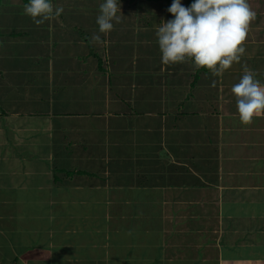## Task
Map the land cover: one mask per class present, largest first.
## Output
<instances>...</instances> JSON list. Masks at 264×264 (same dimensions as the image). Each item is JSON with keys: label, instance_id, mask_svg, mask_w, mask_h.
I'll return each instance as SVG.
<instances>
[{"label": "crops", "instance_id": "crops-1", "mask_svg": "<svg viewBox=\"0 0 264 264\" xmlns=\"http://www.w3.org/2000/svg\"><path fill=\"white\" fill-rule=\"evenodd\" d=\"M89 6L78 39L58 18L45 39L29 34L46 33L39 24L0 30L47 58L22 93L9 95L13 73L0 81V264H264V116L242 124L231 93L245 69L264 83V24L235 69L213 75L160 55L137 65L147 20L132 26L127 71L107 34L91 51Z\"/></svg>", "mask_w": 264, "mask_h": 264}, {"label": "clouds", "instance_id": "clouds-1", "mask_svg": "<svg viewBox=\"0 0 264 264\" xmlns=\"http://www.w3.org/2000/svg\"><path fill=\"white\" fill-rule=\"evenodd\" d=\"M167 11L172 19L161 21L156 29V43L161 63L173 65L191 61L196 69L213 75L239 62L246 53V40L256 12L248 0H192L185 7L182 0H172ZM64 8L53 0H28L24 13L37 24L63 14ZM121 0H103L96 16L94 44L103 43L102 34L114 30L122 22ZM239 120L248 125L264 116V83L256 73L245 69L231 87Z\"/></svg>", "mask_w": 264, "mask_h": 264}, {"label": "rangeland", "instance_id": "rangeland-1", "mask_svg": "<svg viewBox=\"0 0 264 264\" xmlns=\"http://www.w3.org/2000/svg\"><path fill=\"white\" fill-rule=\"evenodd\" d=\"M2 1H1V4H2ZM6 1H9V2H6ZM143 1H145V0H143ZM263 1L261 0L260 3H258V0H248L250 7L257 14L256 19L252 22V24H255L254 29L256 31L254 33H256V34H257V31L260 30L264 26L263 25L264 23L262 22V20L264 21V2ZM53 2H54V4H56L58 6H61L62 3L66 4L63 14L59 17H56V18H58L59 23H60L57 25V26H59L58 29L60 31H62L63 37H68V38H75L76 37L78 39L79 36H81L83 34L80 30H87L88 31L87 28H89V26H90L89 22L91 19L89 17V13L83 11L86 9V5L88 3V0H53ZM102 2H103V0H95V1L90 0L91 6H94L95 4L100 5V3H102ZM121 2H122L121 3V11H122V14L124 16L122 17V22L120 24H117V25L121 26L122 31H121L120 27H115L113 31H111L109 34H107V36H109L108 37L109 41L111 42L110 50L117 57H121L122 61L125 63V65H127L130 61V57L132 56V50L135 46V43L137 42V40L134 38L135 36H134L133 32L131 31V29H133L132 26H138L139 24H145L144 22L148 20L150 22L149 24L151 27L150 28L148 27L149 29L147 30V36L150 38L149 43L151 45L146 46V47L142 46V48H148V49L150 48L151 53L148 54V53L143 52V51H140V52L138 51L137 55H138L140 61L137 62V65H139L140 63H142L143 65H147V64L152 65L153 64L152 62L155 61L156 57L157 58L159 57L160 51H159L158 45L156 43V36L151 31L156 32V29L158 28L159 23L162 20L167 21V20H170L173 18L172 15L167 11V9L170 7V5L172 3V0H170L169 3H167L165 0L160 1V2H148V3H144V2H142V0H137L134 4H130L128 2V0H122ZM182 3L185 7H187L185 5V0H182ZM1 4H0V13H1V15H0V21H1L0 30L1 31L6 32L5 29H7V28H8V31H15V29H22V26L26 27V25H29V24L30 25H33V24L38 25L37 23H35L33 21V19L30 16L22 17V14L20 13V18L16 17L19 15V10L24 9L25 4H23L22 0H5L2 5L4 7L10 6L9 8H5V10L2 9L3 6H1ZM91 6H89V8H91ZM80 8H82L83 10H81ZM146 11H147V13H146ZM8 21H12L11 24H9ZM47 23L48 22L45 21L39 25H41L40 27H42V25H45ZM252 24L250 26V29L253 28ZM9 25H11V26H9ZM261 25H263V26H261ZM119 30L121 32H119ZM36 31H37V34L41 38L45 39V37L48 36L47 31H46V27L43 28V31H46V33H43V32L38 31L36 29H33L31 32H29V34L34 33ZM96 31H97V27H96ZM249 34H250V32L248 33L247 39L250 38ZM89 35H91V34H89ZM91 37H92V35H91ZM19 38H21L20 41L22 43L25 42L24 40H22V37H19ZM6 41H7L6 39H2L0 41L1 43L4 42L3 45L1 46L2 47L1 49H3V52L6 51L9 54V56L6 55L5 57H3L0 60V69H1V67L3 69V71L0 70L1 73L3 72L2 74H0V81L2 83L3 78H4V80L9 79V77H8L9 74L13 73V78L15 80V83L13 84L12 89L9 91V95L14 96L17 92L22 93L23 92L22 89L26 90L27 86H24L22 89L19 87L23 83L24 80L27 81V79H29L31 77V75L33 74L34 71H32L30 69V67H33V69H38L39 67L44 65V64H42L43 62H41V60H43V59L47 60V58L43 57L42 55L41 56H32V57L29 56V58H28L27 56L29 55V53H31V50L29 48L23 47V46H21V44H16V42L13 43L12 45H8L6 43ZM71 44H74V43H71ZM77 45H74L72 47L74 49L75 55H78ZM102 45L103 44L97 45L94 48H90V49L94 53V51L95 52L99 51L101 49V47H102V49L107 47V46H105V43H104V47ZM36 46L39 48L43 45L36 44ZM63 46H65L63 43H61V44L56 43V49L62 48ZM41 50H43L44 54L47 53L48 48L46 47V44L44 45V48L41 47ZM85 50H88V49L85 47ZM151 56H152V58H151ZM94 58H95V56L92 57V59H94ZM65 59H67V58L62 57V58H59V60L58 59L57 60L60 62V61H65ZM29 61L32 64V66L29 65ZM39 62H41V63L39 64ZM88 65H89V67L93 66L90 64H88ZM235 67L236 66H234V64H232L230 66V68H232V69H235ZM126 69H127V71H130L128 65L126 66ZM142 70L149 73L145 69H142ZM263 71H264V68H263ZM29 72L31 74L27 75V73H29ZM35 72H36V70H35ZM144 75H146V74L141 73V77H139V78L144 79V77H143ZM148 78H149V75L146 76L144 83H146ZM26 81H24V83ZM131 82H132V80H131ZM32 83L33 82L31 81V85H32ZM9 98L11 99L12 97H9ZM22 107L25 110L28 109V107H26L25 105H22ZM41 108H43V107H41ZM13 227H16V226L14 225ZM9 236L11 237L12 234L10 233Z\"/></svg>", "mask_w": 264, "mask_h": 264}, {"label": "trees", "instance_id": "trees-1", "mask_svg": "<svg viewBox=\"0 0 264 264\" xmlns=\"http://www.w3.org/2000/svg\"><path fill=\"white\" fill-rule=\"evenodd\" d=\"M2 0H0L1 2ZM137 0H128V2L130 4H134ZM160 1H164V0H145L144 3H148V2H160ZM167 3H169L170 0H165ZM23 4H27L28 0H22ZM192 3V0H185V5L186 6H190V4ZM149 24V23H148ZM202 70H206L201 68ZM197 81V78L195 77V82Z\"/></svg>", "mask_w": 264, "mask_h": 264}]
</instances>
